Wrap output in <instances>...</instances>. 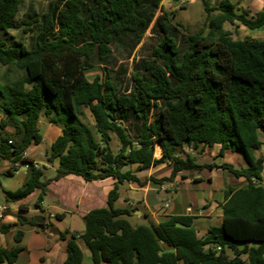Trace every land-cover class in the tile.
<instances>
[{"label": "trees", "instance_id": "trees-1", "mask_svg": "<svg viewBox=\"0 0 264 264\" xmlns=\"http://www.w3.org/2000/svg\"><path fill=\"white\" fill-rule=\"evenodd\" d=\"M25 1L0 0V66L6 67L0 78V158L16 170L27 150L43 141L41 117L62 134L48 157L50 164L58 161L55 177L45 180L43 169L29 161L23 186L4 191L5 201L18 203L38 191L35 206L41 209L52 181L69 175L86 182L116 180L107 207L86 215L82 234L59 233L68 239L62 264L84 263L79 242L91 250L92 264H264V154L257 155L264 147V41L234 39L225 29L263 28L264 8L252 14L238 11L231 0L217 7L202 0L205 25L180 35L163 0H51L42 14L30 0L18 21ZM20 29L33 33L29 46L9 36ZM149 31V56L134 58L122 88L123 81L113 77L114 49L135 57ZM98 66L103 74L89 79L86 71ZM13 72L19 76L12 78ZM215 145L220 157L239 154L245 167L198 164L185 150ZM156 146L160 159L154 158ZM166 163L173 168L170 177L153 183H173L183 171L204 169L246 181L225 191L221 226L199 235L193 216L159 224L146 217L133 225L134 209L116 207L120 185L143 186L137 174ZM21 238L18 233L15 241ZM21 250L0 248V264H15Z\"/></svg>", "mask_w": 264, "mask_h": 264}, {"label": "crops", "instance_id": "crops-1", "mask_svg": "<svg viewBox=\"0 0 264 264\" xmlns=\"http://www.w3.org/2000/svg\"><path fill=\"white\" fill-rule=\"evenodd\" d=\"M165 2L166 0H163L162 6L166 10ZM220 2L221 0H217V4L212 2V5L217 7ZM236 2L238 6L233 4L238 11L247 9L255 14L264 8V0H236ZM240 28L244 29L245 27L240 26ZM263 28L255 31H260ZM251 38L264 41V33L262 36ZM48 123L51 124L49 121ZM6 132L11 134L13 130L7 128ZM61 134L60 127H50L47 136L50 143L45 148V154L42 156L36 154V149L46 141L42 135V143L37 146L33 145L27 150L24 155L25 160L14 165L16 170H13V164L10 161L0 158V200L2 201H0V208H8L5 213L0 214V248L19 247L22 249L15 264L64 263L67 259L68 239H61L59 233L82 234L86 228V215L92 210L107 207L109 193L115 187L116 180L113 178L86 182L81 177L69 175L49 184L41 209L35 204L32 206L30 203L31 199L37 198L38 191L21 202L7 203L4 191H16L23 186L28 175V169L25 168V165L29 161L36 163L39 167L44 165L47 170L52 169L56 172L58 161L50 164L48 157L51 153L52 144ZM185 150L197 159L198 164L221 166L227 163L236 169L245 167L239 154L236 156L235 153L227 151L223 157H220V145H215L213 148L201 146L198 150L187 147ZM202 156L206 162H199ZM161 157L162 149L160 146H156L154 158L160 159ZM234 160H237V165L234 164ZM169 167L172 168V165L166 163L138 173V177L144 183L143 186L134 183H124L119 186L120 197L116 202V207L134 209V216L130 218L133 225L145 223L146 217L159 224L172 216H193L196 217L194 227L198 234L205 235L209 229L223 224L222 206L225 200V191L246 184L245 180H241L242 178L239 180L228 171L221 169L183 171L176 176L173 183L164 185H158L151 181L152 178L170 177L168 174ZM11 169L14 171L13 174H7ZM43 171L46 172L44 169ZM7 176L6 182H1V179ZM54 177L45 178L44 176V179ZM236 179L237 181H235ZM163 193L166 194L164 200L162 199ZM166 203H169V208H165ZM21 204L27 205L28 211L21 212L19 210ZM189 208L192 209L191 214L187 212ZM49 213H53L56 218L49 221ZM58 216H61V219ZM31 220L38 224L29 223ZM54 220L57 221L56 224ZM46 223H49L50 227H45ZM2 226L8 227V229L3 232L1 231ZM18 233H22L19 243L15 241V236ZM79 245L85 252L83 264H92V257L88 253V248L82 242H79Z\"/></svg>", "mask_w": 264, "mask_h": 264}, {"label": "rangeland", "instance_id": "rangeland-1", "mask_svg": "<svg viewBox=\"0 0 264 264\" xmlns=\"http://www.w3.org/2000/svg\"><path fill=\"white\" fill-rule=\"evenodd\" d=\"M51 0H34V7L36 10L42 14L47 11L48 5ZM214 2V4H217V0H210ZM211 2V4H212ZM30 3V0H26L25 4L21 8V12L18 16V21H21L24 17V14L27 12L28 5ZM166 11L169 13H174L175 15L171 16V23L173 26H175L180 35H184L187 33H196L205 25V20L207 18V13L204 9V4L202 0H166ZM232 3L237 4L236 0H232ZM213 4V5H214ZM212 5V6H213ZM160 15V13H159ZM225 28L232 33V36L234 39H245L249 36L256 37V36H262L264 33V28L260 31H252L247 28L241 29L240 27L231 26L229 24L225 25ZM32 32H29L27 34L23 33L22 30H14L9 33L10 37H13L16 40L23 41L27 46H29L32 42ZM154 43V41L151 39V33L150 31L146 34L145 39L143 42L139 45V47L136 50L135 57L128 58L126 56L125 51L119 52L118 50L114 49V56L116 58V63L113 65V77L118 81H123L122 88H125L126 85H128L131 77V71L133 69L134 58L137 62L139 59L147 58L149 56V51L151 48V45ZM6 72V67L0 66V78L3 76V74ZM103 74V68L98 66L93 69L87 70L86 75L89 79H93L96 75H102ZM19 76L18 73L13 72L11 74L12 78H17ZM4 118V113L0 110V120ZM41 134L45 137L46 141L36 149V154L39 156H42L45 154V148L49 145V139H47L48 136V130L50 127H55L48 123V120L44 117H41L40 123L38 125ZM261 140L264 142V134L260 135ZM116 139L115 142H113V147L116 148ZM202 154V152H200ZM264 154V147L261 151L257 152L258 156H262ZM238 156V154H234ZM203 156L200 158L199 162H206ZM234 164L237 165V160L233 161ZM41 169L46 170L45 172V178H51L55 176L56 172L52 169L47 170L46 166H40ZM172 173V168H168V174L169 176ZM8 179V176L6 178H2L1 182H6ZM240 180V179H239ZM244 180V179H241ZM237 181V179L235 180ZM10 182V181H9ZM264 182V179H263ZM166 198V194H162V199L164 200ZM1 201V200H0ZM2 202V201H1ZM36 202V199H31L30 203L33 206ZM54 223L56 224L57 221L54 220ZM229 255L232 256V252L229 251Z\"/></svg>", "mask_w": 264, "mask_h": 264}, {"label": "built area", "instance_id": "built-area-1", "mask_svg": "<svg viewBox=\"0 0 264 264\" xmlns=\"http://www.w3.org/2000/svg\"><path fill=\"white\" fill-rule=\"evenodd\" d=\"M33 164H34V167H35V168H40L36 163H33ZM29 167H30V164L27 163V164L25 165V168L28 169ZM261 185L264 186V182H262ZM41 206H42V205H41ZM165 208H169V203H166V204H165ZM7 210H8L7 207H1V208H0V214L2 215V214L5 213ZM187 212H188L189 214H191V213H192V209L189 208V209L187 210ZM48 216H49V217H48L49 221L52 220V219H55V218H56V216H55L53 213H49ZM49 226H50L49 223H46V224H45V227L48 228ZM218 250H220L219 247H218Z\"/></svg>", "mask_w": 264, "mask_h": 264}, {"label": "water", "instance_id": "water-1", "mask_svg": "<svg viewBox=\"0 0 264 264\" xmlns=\"http://www.w3.org/2000/svg\"><path fill=\"white\" fill-rule=\"evenodd\" d=\"M88 253L91 255L90 257H92V252L89 248H88Z\"/></svg>", "mask_w": 264, "mask_h": 264}]
</instances>
